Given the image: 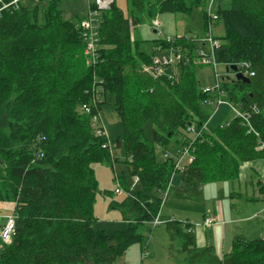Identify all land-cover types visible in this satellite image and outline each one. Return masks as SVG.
<instances>
[{
    "label": "trees",
    "instance_id": "obj_1",
    "mask_svg": "<svg viewBox=\"0 0 264 264\" xmlns=\"http://www.w3.org/2000/svg\"><path fill=\"white\" fill-rule=\"evenodd\" d=\"M209 1L129 0L126 16L114 0L101 15L95 63L80 28L87 9L67 19L61 0H26L0 13V203L11 204L17 216L0 264H114L144 241L171 186L183 137L190 128L200 131L211 113L210 96L196 77L200 66L182 65L176 83L157 80L145 71L155 52H140L136 29L157 14L191 15L201 8L208 27ZM213 13L224 29L215 36L224 42L217 62H246L255 73L250 84L231 78L222 87L225 101L248 121L237 117L213 136L203 133L174 189L178 200H200L208 182L238 180L242 163L264 160V0H215ZM110 94L124 129L128 170L140 184L131 190L117 180L127 197L110 209L121 211L126 229L115 235L96 231L93 215L98 182L92 164L118 162L104 147L109 139L97 135L105 127L93 121ZM116 143L120 148L121 140ZM157 148L172 158L160 162ZM165 226L177 264H264L262 238L236 239L232 252L219 254L197 245L190 221Z\"/></svg>",
    "mask_w": 264,
    "mask_h": 264
},
{
    "label": "rangeland",
    "instance_id": "obj_2",
    "mask_svg": "<svg viewBox=\"0 0 264 264\" xmlns=\"http://www.w3.org/2000/svg\"><path fill=\"white\" fill-rule=\"evenodd\" d=\"M61 1V9L67 19L72 17L75 19L76 16L82 17L86 12L87 0ZM115 5L126 16L129 15V0H115ZM156 20L162 25V32L164 33L159 38L154 33ZM223 32L221 22L217 23L213 31L214 36L221 37ZM136 35L142 41L139 47L140 52L153 54L159 40L168 38L181 44L185 37H188L191 38L189 39V45H192V48L195 49L207 38L209 33L206 29L201 8L195 9L191 15L183 13L175 15L157 14L155 17L147 19L145 24L139 26L136 29ZM220 42L222 45L224 44L223 41L220 40ZM262 45L264 47V43ZM217 71L221 81L222 77L229 80L233 76L227 72L226 65L221 63H218ZM197 74L196 77H198L202 87H213L216 84V74L212 67L200 66ZM107 101L108 103L102 108L101 119L110 139L112 155L118 159V162L113 166L102 163L92 164L98 182L93 215L96 219L94 224L96 231L115 235L126 229L121 211L110 209L112 202L122 203L127 197L125 192L120 195L115 193L118 188L117 180L118 178L124 179L131 190H139L140 184H135V178L131 176L128 170V156L123 142L124 129L115 112L114 96L112 94L108 95ZM226 104L223 103L218 109L214 105L208 108L211 116L206 124L204 134L213 136L216 129L219 127L224 128L236 119L237 112L231 104L227 102ZM151 133L152 127L148 124V138L151 137ZM118 140L122 142L120 148L117 147L116 142ZM156 151L158 159L163 160V150L157 148ZM239 172V179L235 181L230 180L213 184L208 182L204 186L202 198L194 201L178 200L173 197L174 189L181 181V174H176L161 209L159 224L156 226L154 223L156 217L152 224L144 230V241L132 246L114 264H177L176 258L169 253L170 237L165 226L167 222L174 218L179 221H190L194 227L197 245L199 247L214 246L219 254L232 252L233 241L236 239L245 242L261 239L264 235V197L258 200L255 199H257L258 194H264V190H262L263 182L260 184L264 178V160L244 162L240 165ZM0 213L1 231L4 222L1 218L3 211H0ZM205 217H215L217 223L204 228ZM233 220L236 221L233 222Z\"/></svg>",
    "mask_w": 264,
    "mask_h": 264
},
{
    "label": "built area",
    "instance_id": "obj_3",
    "mask_svg": "<svg viewBox=\"0 0 264 264\" xmlns=\"http://www.w3.org/2000/svg\"><path fill=\"white\" fill-rule=\"evenodd\" d=\"M26 0H0V13L3 10H11L12 8L17 9L20 4L24 3ZM215 0H210L208 5V14H209V23H208V33L209 35L205 40L198 45L197 48L193 49L192 45H189L188 37H185L184 41L181 44H178L177 41L172 39L160 40L161 42L155 48V55L153 58V64L145 68V71L149 73L152 77L157 80L160 79H168L172 83H176L180 80L182 75L181 66H190L192 64L198 66H206L212 67L216 74V84L213 87H201V91L204 94L209 95L205 101V105L207 107H212L213 105L218 109L221 105L226 104L225 98L226 94L223 91V82L225 81V77H222V81L220 80V76L218 74V62L216 60V51L221 47V42L215 38L213 31L215 28V24L218 21V17L213 13V5ZM114 3V0H87V13L86 17L80 23V28L83 30V37L86 40V54L90 57L91 61L95 63L97 57V46H98V33L97 30L100 27L102 12L109 10ZM154 32L159 37L163 36L162 25L158 20L155 21ZM187 41V42H186ZM237 73L241 74L246 78H251L255 76V73L251 69V65L249 63H240L236 64ZM232 65H227L226 70L230 68ZM235 78V72L229 71ZM214 97V99L212 97ZM227 105V104H226ZM86 113H90V107H82ZM232 108L237 112V117L242 119L243 121H248V117L246 114L242 113L238 108L232 105ZM236 117V119H237ZM95 124H100L102 126L101 114L99 117H95ZM101 121V122H100ZM206 124L200 131H197L193 128H190L187 131V136L183 137V147L179 149V152L176 157L175 162V173L173 174L172 181L176 174L184 173L186 167L194 160L193 152L195 150L194 144L200 141L202 135L205 131ZM106 130V129H105ZM107 131L104 133L100 130H97V135H105L108 139ZM250 133V132H249ZM194 135L193 137L191 135ZM258 136V134H256ZM105 148H109L112 152L110 139ZM264 148V145L260 147V149ZM37 156L42 157L37 153ZM171 152L167 151L164 153L165 159L172 158ZM176 156V155H175ZM139 183V179L135 178V184ZM118 188L115 193L120 195L124 193V190L120 187L119 183H117ZM170 189V186H169ZM169 189L163 196L162 207L165 202V198L168 196ZM161 207V209H162ZM159 216L155 220V225L159 224ZM16 221L17 216L13 213L11 214L4 224L1 234H0V252L4 249V247L10 245L12 243L13 237L16 232ZM217 223L215 217H205L204 219V228H208ZM154 225V226H155ZM193 227V225H192ZM194 229V227H193ZM264 240V235L262 236Z\"/></svg>",
    "mask_w": 264,
    "mask_h": 264
},
{
    "label": "crops",
    "instance_id": "obj_4",
    "mask_svg": "<svg viewBox=\"0 0 264 264\" xmlns=\"http://www.w3.org/2000/svg\"><path fill=\"white\" fill-rule=\"evenodd\" d=\"M206 29H207V27H206ZM155 33V32H154ZM176 150V149H175ZM163 160H159L160 162H163L164 160H165V158L163 157L162 158ZM182 178V177H181ZM262 182H263V185L262 186H264V178L262 179V181L260 182V184H262ZM180 184H181V181H180ZM180 184H178V186L180 185ZM177 186V187H178ZM236 196V195H235ZM239 197V196H238ZM262 197H264V194H258V197H257V199H255V200H258L259 198H262ZM0 211L2 212L3 211V213H2V220H4V222H3V225H2V227H1V230H2V228H3V226H4V224L6 223V220H7V218L13 213V206L11 205V204H9V203H0ZM1 214V213H0ZM171 220H176L175 218L174 219H171ZM234 221H236V220H233V222ZM0 234H1V231H0ZM223 254H224V252H223Z\"/></svg>",
    "mask_w": 264,
    "mask_h": 264
},
{
    "label": "water",
    "instance_id": "obj_5",
    "mask_svg": "<svg viewBox=\"0 0 264 264\" xmlns=\"http://www.w3.org/2000/svg\"><path fill=\"white\" fill-rule=\"evenodd\" d=\"M229 71L235 72V74H236L237 73L236 65L231 66L230 68H228L227 72H229ZM235 81H239V82L246 83V84H250L251 83L250 78H246V77H244L243 75H241L239 73L235 75Z\"/></svg>",
    "mask_w": 264,
    "mask_h": 264
}]
</instances>
